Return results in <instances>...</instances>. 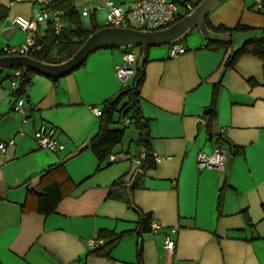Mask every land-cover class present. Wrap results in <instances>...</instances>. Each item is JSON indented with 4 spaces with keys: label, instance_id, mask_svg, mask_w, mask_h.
Listing matches in <instances>:
<instances>
[{
    "label": "crops",
    "instance_id": "1",
    "mask_svg": "<svg viewBox=\"0 0 264 264\" xmlns=\"http://www.w3.org/2000/svg\"><path fill=\"white\" fill-rule=\"evenodd\" d=\"M48 1L63 11L66 25L63 1L81 21L91 16L100 27L108 26L107 2L125 3ZM40 8L37 0H0V57L12 56L4 47H18L26 38L13 18H36ZM206 19L214 28L241 25L250 29L241 33H264V0H223ZM191 31L182 40L185 53L171 57V44H165L150 47L146 56L140 106L153 159L161 160L144 170L143 147L124 136L101 169L89 147L68 159L99 131L93 108L123 88L116 69L134 49L100 48L63 77L34 75L22 95L26 112L14 109L12 81L20 69L0 70V144H6V151L0 149V264H264V57L244 53L227 67L239 45L211 44L197 28ZM134 51L137 68L142 50ZM215 122L221 136L214 134ZM133 124L117 111L111 128ZM42 127L53 129L65 148L41 147L35 133ZM136 134L138 139L137 128ZM219 145L229 149L226 169L200 166L199 152L212 153ZM137 170L142 174L130 195ZM53 182L58 203L45 213L38 196ZM141 213L159 227L142 231ZM91 239L104 243L92 247ZM168 239L176 241L172 254Z\"/></svg>",
    "mask_w": 264,
    "mask_h": 264
},
{
    "label": "trees",
    "instance_id": "2",
    "mask_svg": "<svg viewBox=\"0 0 264 264\" xmlns=\"http://www.w3.org/2000/svg\"><path fill=\"white\" fill-rule=\"evenodd\" d=\"M201 1L202 0H198L193 4V7H196ZM62 3L65 8H68L66 14L68 20L70 21V25L66 26V28L59 34L56 33L52 27H48L43 34L39 33L37 36V43L42 48L40 51L31 54L33 58L49 63H59L65 61L77 52V50L83 45L91 33L103 28L97 25L94 20L92 28H86L79 18L77 11L73 7L68 6V4H65L64 1ZM184 16L186 15H183L180 19H182ZM206 22L210 29L219 33H237L247 32L250 30L248 27L241 25L234 29H227L225 27L214 28L208 23L207 19ZM210 43L215 45L230 44V42L213 41H210ZM136 47H139L142 50L141 46ZM128 49L132 48L130 47ZM53 52H55V56L53 55ZM248 52H253L261 57H264V36L244 41L238 49L231 53V55L226 60L225 65L227 67L232 66L242 54ZM86 60L79 67L83 66ZM146 62L147 58L143 65H140L136 68V73L132 83L123 87L114 98L106 101L102 107V114L99 116V131L88 142L89 148L95 153L99 160V169L102 168L103 164L110 157L113 148L121 142L125 133L124 128H111V125L114 122V114L117 111L120 112L122 118H130L134 122L135 127L139 130L138 142L143 148L146 149V157L141 160V169L144 170L147 167L153 166L155 163L151 147L152 138L149 124L142 114L140 106V95L141 88L145 80ZM12 69L21 70L20 75L15 76L17 78L18 86L14 90V95L19 98L26 93V88L31 84L33 76L40 73L32 69L24 70L22 67H14ZM125 98L127 100L123 102ZM214 104L215 100L213 105ZM120 105L121 108L118 109ZM41 174L44 175L43 172ZM121 183L122 180L115 182L113 188ZM56 188H58V185L57 183L53 182L43 189L44 192L42 195L38 196V209L40 211L49 213L55 209L59 198L57 197L59 194L58 189ZM139 227L142 228V231L151 230V216L149 214L141 213ZM118 239L119 238L109 241L106 243L105 247H112ZM97 250H94V252Z\"/></svg>",
    "mask_w": 264,
    "mask_h": 264
},
{
    "label": "built area",
    "instance_id": "3",
    "mask_svg": "<svg viewBox=\"0 0 264 264\" xmlns=\"http://www.w3.org/2000/svg\"><path fill=\"white\" fill-rule=\"evenodd\" d=\"M41 4L40 12L36 18H27L17 15L13 18V23L19 29L26 33L24 43L18 47H4L6 54L13 55H31L42 48L37 43V31L39 28L52 27L56 33H61L66 28V19L63 11L51 9L48 0H37ZM126 4H116L112 1L106 3L108 8L107 24L113 27H133L141 30H158L168 27L177 22L183 15L193 10L191 3L182 0H129ZM83 15L89 14V9L82 10ZM187 51V47L182 40L175 41L170 47V56L177 57ZM138 54L134 50H127L123 56L122 62L117 66L116 75L122 84L127 86L129 79L136 73V63ZM21 71L17 70L15 76L20 75ZM15 88L18 86L17 80H13ZM16 112H26L27 106L23 96L17 98L14 107ZM95 115L102 114V108L94 107ZM53 129L40 128L35 133L39 145L52 151H61L65 144L57 140L54 136ZM12 143V141L10 142ZM1 151H6V144H0ZM146 157V149L143 148L140 160ZM229 158V149L224 146H216L212 153L199 152L198 162L202 167L217 168L224 170L227 167ZM154 160H161V156L154 155ZM139 161V160H138ZM152 229L156 230L159 225L153 220ZM104 243L102 239H91L92 247L100 246ZM165 247L169 253L176 250V241L168 239Z\"/></svg>",
    "mask_w": 264,
    "mask_h": 264
},
{
    "label": "water",
    "instance_id": "4",
    "mask_svg": "<svg viewBox=\"0 0 264 264\" xmlns=\"http://www.w3.org/2000/svg\"><path fill=\"white\" fill-rule=\"evenodd\" d=\"M223 0H202L193 10L174 24L158 30H141L133 27H113L107 26L91 33L83 45L69 59L59 63H49L38 60L29 55H12L0 57V70L6 68L22 67L24 70L32 69L40 74L60 78L75 69H77L94 51L104 47H115L128 49L133 46H141L142 56L140 59L143 65L149 48L153 46L172 44L175 41L183 40L188 33L197 28L200 33L209 41L213 42H231L233 45L241 46V41L252 40L256 37L264 36L263 32L253 33H219L210 29L207 25V15ZM9 30L4 31L3 35L7 37ZM203 124V120L197 121V128ZM214 134L221 136V129L217 122L213 125ZM89 147L87 142L81 146L77 152L72 154L71 159L86 148ZM232 157L229 159V167ZM142 174V170H137L133 179L128 184L129 194L137 180Z\"/></svg>",
    "mask_w": 264,
    "mask_h": 264
},
{
    "label": "rangeland",
    "instance_id": "5",
    "mask_svg": "<svg viewBox=\"0 0 264 264\" xmlns=\"http://www.w3.org/2000/svg\"><path fill=\"white\" fill-rule=\"evenodd\" d=\"M123 1L127 2V1H129V0H123ZM182 1H183V2H187V3H192V6H193V4L196 3L198 0H182ZM125 4H126V3H123V5H125ZM194 8H195V7H194ZM90 17H91V16H90ZM90 17L85 18V20H82V23L84 24V26H85L86 28H92L93 21L91 20ZM83 19H84V17H83ZM67 20H68V19H67ZM106 21H107V20L105 19V21H104L105 24H107ZM67 23H68L67 26H69V25H70V21L68 20ZM191 32H192V31H190L188 34L190 35ZM131 48L134 49V50H138L139 47L134 46V47H131ZM9 70H12V68L9 69ZM136 135H137V134H136V127L134 126V124L126 128L125 133H124V137H126L125 139H126V140H127V139H130V140L132 139V140H134L133 143H135V145H137V148H139L141 145L139 144L138 139H136V138H137Z\"/></svg>",
    "mask_w": 264,
    "mask_h": 264
}]
</instances>
